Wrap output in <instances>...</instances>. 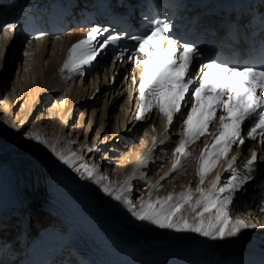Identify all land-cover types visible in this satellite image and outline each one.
I'll return each instance as SVG.
<instances>
[{"label": "bare ground", "instance_id": "1", "mask_svg": "<svg viewBox=\"0 0 264 264\" xmlns=\"http://www.w3.org/2000/svg\"><path fill=\"white\" fill-rule=\"evenodd\" d=\"M83 35L81 30H70L58 38L46 37L27 44L19 34L14 41L10 30L0 35V96L5 93L0 102V115H3L0 117V193L12 204L21 196V190L16 187L17 173H31L39 179L40 190L30 202H25L24 208L40 213V223L44 221L45 226L37 223L39 232L54 231L60 224L67 228V243L58 264H264L261 214L245 213L232 206V219H243L256 227L243 229L237 236L224 240L161 229L136 220L126 206L103 192L101 185L81 179L79 173L59 161L46 145L24 139L22 131L28 126L31 114L32 120L39 116L29 137L37 133L57 148L76 152L88 165H97L98 175L108 178L103 183L110 182L113 191L131 176L127 195L137 208L141 199H148L149 193L156 199L169 193L178 194L189 186L194 189L198 184L196 171L202 145L190 149L192 157L184 159L182 166L173 172V152L178 144L174 135L178 125L165 130L156 115L136 118V69L127 73V79L121 77V67L112 70L105 63L92 73L61 72L68 49ZM114 74L117 76L110 86ZM61 95L63 98L57 100ZM23 100H26V113L14 114L17 102ZM54 100L49 111L40 108L42 103ZM80 110L82 118L88 111L91 113L86 131L82 123L69 131L73 116ZM93 126L97 133L87 142ZM85 145L93 151H87ZM245 154L243 150L240 157ZM91 156L98 158V163ZM110 167L112 175L106 171ZM218 171L221 176L225 172ZM210 179L212 176L206 180L205 187ZM157 182L159 186L153 187ZM16 245L19 251L13 250L15 257L5 260V264L24 262L28 246L24 242Z\"/></svg>", "mask_w": 264, "mask_h": 264}, {"label": "snow or ice", "instance_id": "2", "mask_svg": "<svg viewBox=\"0 0 264 264\" xmlns=\"http://www.w3.org/2000/svg\"><path fill=\"white\" fill-rule=\"evenodd\" d=\"M3 27L12 29L16 25L6 23ZM104 31L108 30L92 27L84 39L71 45L61 72L65 69L80 71L83 66L90 65L100 51L121 39L119 34L109 35L97 46V37ZM125 35L134 42L133 49L127 50V58L141 68L136 118L144 119L148 112L158 110L166 121L167 130L176 114L186 117L182 121L183 138L173 152L171 171H176L184 159L192 157L188 151L190 145L205 135L212 137L198 158L196 175L199 182L196 187L189 186L178 194L169 193L156 199L149 193L148 199H141L137 208L127 195L131 176L113 191L110 182L103 183L108 178L98 175L97 165H88L76 152L57 148L37 133L30 134L29 138L49 147L56 158L79 173L81 179L101 185L103 192L120 201L138 221H147L161 229L196 233L211 240L235 237L243 229L256 227L243 219H232L230 209L237 194L254 178L257 151L252 149L250 157L239 169L236 167L239 154H229L233 146L245 145L246 139H259L264 143V64L230 65L211 59L190 42L173 37L171 25L159 19L150 22L142 34L125 32ZM124 58L122 51L118 59ZM189 97L192 99L190 110L182 113ZM210 125H216L215 131H210ZM85 147L87 151H93L91 147ZM217 167L230 175L222 178L219 171L212 175ZM209 176L212 179L205 187ZM158 186L157 182L153 187Z\"/></svg>", "mask_w": 264, "mask_h": 264}, {"label": "rangeland", "instance_id": "3", "mask_svg": "<svg viewBox=\"0 0 264 264\" xmlns=\"http://www.w3.org/2000/svg\"><path fill=\"white\" fill-rule=\"evenodd\" d=\"M21 52L23 53V48L21 49ZM15 70H16V66H14V67L12 68V75H13V73H14ZM10 80H12V77L10 78ZM8 81H9V80H8ZM89 83H90V82H89ZM4 97H5V93L2 94V96H0V102H1L2 100H4ZM61 98H63L62 95L59 96V97L57 98V100H58V99H61ZM109 99H111V95L109 96ZM25 101H26V100L18 101V102H17V105H16L17 108H16V110H14V114H17V115L19 114V115L23 116V115L26 113V108L24 107ZM55 101H56V100L51 101L49 104L42 103V104L40 105V108L42 107L41 109H44V111L47 112V110L49 111V110L51 109V107L54 106ZM36 111H37V107L33 110V113L36 112ZM44 113H45V112H44ZM82 114H83V113H82L81 110L78 111L77 113H75V115L73 116V122H72V124H71V125L69 126V128H68L69 131H70L71 129L75 128V127L77 126V124H79V123H82V125L84 126V132L86 131L85 129H86V127H87V126L89 125V123H90L91 113L88 111L87 115H86L84 118H82ZM1 116H3V115H0V117H1ZM38 117H39V116H36V118H34V119L32 120V114H31V118H30V119L28 120V122H27V123H29L28 126L25 127L24 130L22 131V136L24 137V139H29L28 134L31 133V130L36 126V122H37ZM81 118H82V119H81ZM20 132H21V131H20ZM96 133H97V128H95V126H93V127L90 129V131H89L87 142H88V141H92L93 138L95 137ZM79 140H80L81 142L84 140V136H83V134H81V135L79 136ZM90 158H92V161H95V163H98V161H97L98 158H96V160L94 159V156H91ZM111 169H113V168L110 167V168H108L106 171H108V172L111 173V175H112L113 173H112ZM103 171H105V169H104ZM106 171H105V172H106Z\"/></svg>", "mask_w": 264, "mask_h": 264}]
</instances>
